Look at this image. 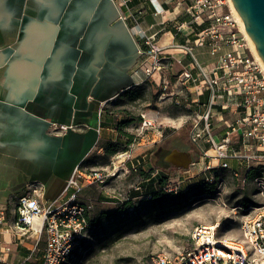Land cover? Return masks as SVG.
<instances>
[{
  "label": "crops",
  "instance_id": "crops-1",
  "mask_svg": "<svg viewBox=\"0 0 264 264\" xmlns=\"http://www.w3.org/2000/svg\"><path fill=\"white\" fill-rule=\"evenodd\" d=\"M194 2L0 0V264L41 263L46 238L36 245L37 236L11 227L18 198L33 189L45 203L62 198L99 141H117L107 107L146 80L143 35L194 52L202 28L191 22ZM52 123L74 128L51 132Z\"/></svg>",
  "mask_w": 264,
  "mask_h": 264
},
{
  "label": "rangeland",
  "instance_id": "rangeland-1",
  "mask_svg": "<svg viewBox=\"0 0 264 264\" xmlns=\"http://www.w3.org/2000/svg\"><path fill=\"white\" fill-rule=\"evenodd\" d=\"M227 5L228 0L225 11L230 10ZM238 31L245 38L246 51L254 53L241 26ZM231 48L225 45L222 49ZM194 52L204 66L217 59L204 45ZM191 60L190 56L185 64ZM182 70L176 63L171 69L156 71L131 89L135 99L126 92L107 107L118 127L119 150L109 155L106 148L97 145L88 157L91 163L86 160L81 167L100 169L108 177L104 184L84 188L81 200L92 204L89 219L98 226L66 264H153V257L161 252L175 256L190 250L192 231L202 224L220 223V234L242 237L240 227L250 213L247 208L260 203L253 182L260 169H254L255 174L244 181L247 172L238 161L229 162L240 173L233 176L230 168L218 165L214 158L202 159L192 139L191 124L198 121L194 110L202 113L205 107L192 101L193 83L184 81ZM204 100L208 101L207 95ZM212 122L218 134L222 129L215 119ZM173 148L191 151L193 163L188 169L164 162L163 157ZM210 160L216 165L208 172L212 183L200 174L202 162ZM161 176H167V181L161 182ZM170 183L181 185L170 192L164 189ZM159 191V199L149 197ZM37 262L32 259L25 264Z\"/></svg>",
  "mask_w": 264,
  "mask_h": 264
},
{
  "label": "built area",
  "instance_id": "built-area-1",
  "mask_svg": "<svg viewBox=\"0 0 264 264\" xmlns=\"http://www.w3.org/2000/svg\"><path fill=\"white\" fill-rule=\"evenodd\" d=\"M151 1L154 4V0ZM224 5L226 0H195L191 6V22L202 25L194 45L206 46L210 55L217 57L215 64L202 65L192 45L161 46L153 35L144 34L148 49L140 48L139 53L146 54L147 59L141 62L139 69L148 79L156 71L171 69L178 63L183 69L184 81L193 83L192 101L205 107L202 113L194 110L198 121L191 124L192 139L199 146L202 159L214 158L218 165L230 168L233 176L240 173L229 162L238 161L247 172L244 181L249 174H255L254 169H260V174L253 176L260 203L247 208L250 213L242 221L240 239L220 234V223L197 225L192 231L190 250L175 256L161 252L153 257V264H262L264 261V66L254 53L246 51L245 38L238 31L240 22L232 7L225 11ZM156 8L160 10L157 1ZM225 45L232 48L223 50ZM175 47L193 60L185 64L186 55L179 58L171 50ZM205 95L208 101L204 100ZM212 119L222 129L218 134ZM70 128L74 126L52 123L50 130L66 133ZM212 150L214 154L210 153ZM202 163L200 174L210 182L208 172L216 165L213 160ZM107 175L100 169L82 170L78 166L62 198L42 202L36 189L32 190L33 194L25 193L18 198V216L11 227L22 235L37 236L36 245L41 236L46 238L40 264H66L97 228L89 219L92 204L83 202L81 197L86 186L104 184ZM180 185L170 183V187L166 185L164 189L174 192ZM6 221V212L0 208V226Z\"/></svg>",
  "mask_w": 264,
  "mask_h": 264
},
{
  "label": "water",
  "instance_id": "water-1",
  "mask_svg": "<svg viewBox=\"0 0 264 264\" xmlns=\"http://www.w3.org/2000/svg\"><path fill=\"white\" fill-rule=\"evenodd\" d=\"M231 1L264 64V0ZM165 159L173 166L183 169H188L193 163L191 151L178 148H173Z\"/></svg>",
  "mask_w": 264,
  "mask_h": 264
},
{
  "label": "trees",
  "instance_id": "trees-1",
  "mask_svg": "<svg viewBox=\"0 0 264 264\" xmlns=\"http://www.w3.org/2000/svg\"><path fill=\"white\" fill-rule=\"evenodd\" d=\"M126 92H127L126 94L130 95L132 98L135 99V96L132 95V90H129V91H126ZM97 145L100 146V147L106 148L107 149V153L109 155L110 154L113 155V153H116L119 150V145H117L116 141H113V140L112 141L111 140H101V141H99V143ZM87 161H88L87 164L91 163V161H89V158H87ZM167 179H168L167 176H163V177L161 176V182H166ZM152 180L155 181V179H152ZM209 187L213 188V186H209ZM152 196L155 197L156 199H159L160 191L159 192H154V194ZM248 203L249 202H245V205H248ZM77 250L78 249H76L74 251V254L77 253Z\"/></svg>",
  "mask_w": 264,
  "mask_h": 264
},
{
  "label": "bare ground",
  "instance_id": "bare-ground-1",
  "mask_svg": "<svg viewBox=\"0 0 264 264\" xmlns=\"http://www.w3.org/2000/svg\"><path fill=\"white\" fill-rule=\"evenodd\" d=\"M228 2H229V4H230V6L232 7V9H233V11H234V14L236 15L238 21L240 22V26L242 27L245 36H247L248 40L250 41L251 50L254 51V54L256 55V57L259 59V61H260V62L262 63V65L264 66V64H263V62H262V59L260 58V56H259V54H258V51H256V49H255V47H254V44H253V41L251 40V37L248 35V33H247V31H246V29H245V27H244V24H243V22L241 21L239 15H238V13H237V10H236L235 6H233V3H232L231 0H228ZM262 264H264V261H263Z\"/></svg>",
  "mask_w": 264,
  "mask_h": 264
},
{
  "label": "flooded vegetation",
  "instance_id": "flooded-vegetation-1",
  "mask_svg": "<svg viewBox=\"0 0 264 264\" xmlns=\"http://www.w3.org/2000/svg\"><path fill=\"white\" fill-rule=\"evenodd\" d=\"M167 154H168V153H167ZM167 154H166V155H167ZM166 155H165V156H166ZM165 156L163 157L164 162H165L166 164H168L169 166H171V167L174 168V166H173L172 164H170V163L165 159ZM192 158H193V157H192Z\"/></svg>",
  "mask_w": 264,
  "mask_h": 264
}]
</instances>
